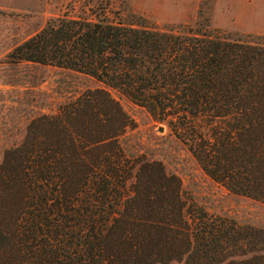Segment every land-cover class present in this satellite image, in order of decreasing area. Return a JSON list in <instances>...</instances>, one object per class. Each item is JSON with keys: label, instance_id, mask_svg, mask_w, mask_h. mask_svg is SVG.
Listing matches in <instances>:
<instances>
[{"label": "trees", "instance_id": "1", "mask_svg": "<svg viewBox=\"0 0 264 264\" xmlns=\"http://www.w3.org/2000/svg\"><path fill=\"white\" fill-rule=\"evenodd\" d=\"M106 9L82 10L69 21L57 17L55 29L36 33L39 40L23 42L10 60L62 65L86 76H99L98 81H102L101 64L108 66L107 59L126 57L129 52L121 51L125 43L132 53L126 58L133 66L124 71V88V84L133 87L134 81L146 78L135 70L146 60L155 59L156 54L146 57L137 50L151 39L177 38L232 51L236 47L252 48L240 43L243 38L254 45L264 38L208 29L201 15L194 26L172 27L166 33L143 17L115 21ZM47 37L49 45L42 48V39ZM211 53L199 57L188 73L187 69L182 71L183 81L192 82L195 77L200 81L207 68L217 64L226 67L228 56ZM179 74L181 71L174 68L163 75L156 69L151 77L168 82ZM244 81L248 83L238 94V107L250 120L235 130L233 139L245 149L256 178L264 184V74L249 75ZM70 86L73 84L61 89L64 95L51 89L52 100L61 96L55 108L40 110L31 117L21 142L7 149L0 163V264L181 262L193 245L183 179L160 160L125 153L120 139L128 130L136 129L137 122L109 87L89 83L80 89ZM126 90L131 96L130 88ZM218 91H202L203 102H208L194 105L188 112L198 113L218 94L228 97V91ZM227 264H264V252Z\"/></svg>", "mask_w": 264, "mask_h": 264}, {"label": "rangeland", "instance_id": "2", "mask_svg": "<svg viewBox=\"0 0 264 264\" xmlns=\"http://www.w3.org/2000/svg\"><path fill=\"white\" fill-rule=\"evenodd\" d=\"M73 2L0 0V163L5 151L21 142L31 117L40 110L49 112L55 108L61 96L52 100L51 89L61 90L67 84H73L70 87L75 89L88 83L106 85L137 122V128L128 130L120 139L125 153L130 157L145 155L160 160L183 179L193 245L184 260L170 264H227L264 252V184L256 178L245 149L233 139L235 130L250 120L238 107V94L246 87L247 76L264 74V38L259 40V45L243 38L240 43L252 48L236 47L232 51L177 38L151 39L141 51L137 50L146 57L156 54L155 59L146 60L142 68L135 70L138 76L146 78L134 81L133 87L124 84V88V71L133 66L128 60L132 57L131 49L125 43L121 51L129 52L128 59L111 58L107 59L108 66L101 64L99 75L104 82L98 81L99 76H86L62 65L15 63L10 57L19 53L23 42L56 28L57 17L69 21L82 10L100 12L103 7L115 21L143 17L149 25L158 26V30L166 33L172 27L194 26L201 15L202 23L209 24L208 29L264 36V0ZM175 33L179 34L177 30ZM46 39L49 42L50 38L42 39V48L49 45ZM209 51L212 56H228L226 67L217 64L212 69L207 68L210 75L204 74L200 81L197 77L192 78V82L183 81L185 72L182 71L187 69L188 73L193 63L199 57H207ZM122 59L125 60L118 63ZM207 62L213 63L210 59ZM171 68L181 71L172 81L151 77L156 69L163 75ZM220 72L223 74L219 79ZM106 79L112 86L106 84ZM127 88L131 96H127L130 94ZM213 89L228 91V97L218 94L198 113L188 112L194 105L207 103L208 100L203 102L202 91ZM61 91L64 95V90Z\"/></svg>", "mask_w": 264, "mask_h": 264}]
</instances>
